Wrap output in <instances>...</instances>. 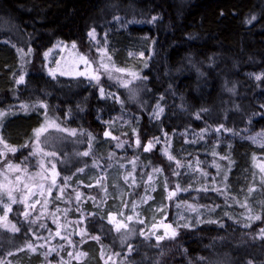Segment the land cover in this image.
I'll list each match as a JSON object with an SVG mask.
<instances>
[{
    "label": "trees",
    "instance_id": "16d2710c",
    "mask_svg": "<svg viewBox=\"0 0 264 264\" xmlns=\"http://www.w3.org/2000/svg\"><path fill=\"white\" fill-rule=\"evenodd\" d=\"M113 3L118 4L0 0V109L12 114L1 132L8 148L15 149L9 152L0 144V153L8 150L5 157L0 155V168L9 164L34 170L41 159H55L57 184L68 199L77 189L80 199H96L101 196L99 185L71 181L97 153L108 154L126 165L135 162L129 196L137 198L155 170L161 169L176 189L179 175L195 163L209 179L197 202L206 209L226 207L220 216L211 215L196 226L180 225L174 236L163 239L135 232L122 240L121 230L88 209L78 223L95 241L99 258L87 262L264 264V145L244 138L264 128V0H127L131 13ZM116 16L122 26L147 36L138 76L114 70L111 78L95 82L48 74L44 55L50 47L58 41L75 42L90 56L89 31L102 33ZM257 71L262 72L257 80L247 75ZM18 102L28 103L27 109H19ZM158 104L162 114L154 118ZM110 113L128 117L130 128L115 130L101 150L97 146L104 139V125L96 117ZM47 117L77 137L74 148L55 155L39 149L38 128ZM12 123L17 130L8 129ZM254 187L259 218L247 216L245 208L243 221L244 208L235 198L231 205L227 201ZM16 201L5 222L19 231L0 226V264H9L5 258L12 251L24 258L22 247L33 241L31 232H42ZM53 201L77 208L74 200ZM39 258V252L30 256L31 261Z\"/></svg>",
    "mask_w": 264,
    "mask_h": 264
},
{
    "label": "rangeland",
    "instance_id": "374dc122",
    "mask_svg": "<svg viewBox=\"0 0 264 264\" xmlns=\"http://www.w3.org/2000/svg\"><path fill=\"white\" fill-rule=\"evenodd\" d=\"M115 1L118 4L113 3L112 7L122 8L126 13L133 12L127 0ZM120 28L124 29L121 36L118 34ZM90 33L94 34L90 35ZM146 38L144 32H135L128 26H122L116 16L102 33L98 34L95 29L89 31L88 40L92 55L88 56L80 51L75 42L58 41L45 52V69L51 76L91 78L95 82L101 78H111L114 70L136 77L144 64ZM261 74V71L247 73L254 80H257ZM136 79L133 78L131 82ZM16 105L21 109V105L28 103L18 102ZM0 111L5 113L0 117V136H2L1 128L10 120L12 114L6 109ZM161 114L162 106L158 104L152 116L158 118ZM96 120L104 125V139L97 146L101 150L106 148L108 139L115 137V130L130 128L129 118L118 113L99 115ZM8 126L11 131L17 130L15 123ZM18 126L20 128V124ZM38 130L41 133L39 149H42L46 155L70 150L77 144V137L66 132L64 125L51 117H47ZM106 132L110 134L106 136ZM244 138L254 146H263L264 128L260 127L246 133ZM1 151L5 157L8 150ZM95 158L93 162L81 168L73 177L75 180L71 182L99 185L101 196L96 199L92 197L80 199V189L68 199L64 194L65 190H60L57 184L58 169L55 159L51 161L41 159L34 170L21 169L13 165L12 168H0V193L11 191L12 198L22 203L23 213L31 215V218L37 220L38 225L42 227V232L32 231L33 241L27 242L22 247L24 258L19 257L20 254H15V251L7 255L5 260H8L9 264H94L90 262L96 257L99 258L97 249H94L95 241L84 235L78 223L81 213L88 209L100 213L115 226L127 225V228H121L119 238L122 240L128 239L135 232L157 238L172 235L173 231L176 234L180 225L196 226L204 218L211 215L216 218L226 210V207L206 209L197 202L201 194L200 190L205 188L209 179L195 163L189 167L190 171L179 175L176 189H172L163 171L157 169L148 177L138 197L130 198L129 186L132 177H136L135 162L130 161L129 165H126L114 160L113 156L108 154L103 156L97 153ZM66 181L69 182V179ZM242 186L243 184L240 188ZM256 188L254 187L252 192L246 188L247 194L244 193L245 191L234 193L227 201L231 205L233 203L231 200L235 198V202L237 201V204L244 208L241 211L243 221H246L251 213L253 218L257 215L260 198ZM53 199H60L63 202L74 200L77 208L69 204L61 207L55 204ZM12 203L7 195L3 196V202L0 203V217L7 215ZM245 208L247 216L244 212ZM84 246H89V249ZM92 249L95 254L91 252ZM37 252L40 253V258L31 261L30 256ZM88 260L90 262H87ZM100 263L116 264L109 259H101Z\"/></svg>",
    "mask_w": 264,
    "mask_h": 264
},
{
    "label": "snow or ice",
    "instance_id": "6c2138e0",
    "mask_svg": "<svg viewBox=\"0 0 264 264\" xmlns=\"http://www.w3.org/2000/svg\"><path fill=\"white\" fill-rule=\"evenodd\" d=\"M92 34H94V33H90V35H92ZM80 75H83V73H79ZM98 78V77H97ZM23 76H21L20 78H19V80L17 81V83H20V82H22L23 81ZM257 79H259V77H257ZM21 107H22V109H27V105H21ZM5 115V113L3 112V111H0V117H3ZM39 131L40 130H38V133H37V139H38V137H39ZM110 133H105V135L107 136V135H109ZM138 143H139V141H138ZM151 143V142H150ZM0 144H3V146L5 147V148H7L9 151H15V149L14 148H8V146H7V144L6 143H4V141H3V137L2 136H0ZM146 150H148V149H146ZM0 155H3V153H0ZM49 155H55L54 153H51V154H49ZM83 155H88V153L87 152H85V153H83ZM9 168H12L13 166L12 165H9L8 166ZM54 167V166H53ZM19 179V178H18ZM4 195H7L8 196V198H9V200H11L13 203H16L17 201L16 200H14L13 198H12V194H11V191H7V192H3V193H0V203H2L3 202V196ZM28 215V213H25V216H27ZM256 218H259V217H256ZM6 219H7V215L5 214V216L4 217H0V226H3V227H6V228H10V230L11 231H13V232H15V231H19V229L14 225V224H9V223H6L5 221H6ZM129 219H131V217H129ZM127 228L128 226L127 225H117L116 226V230L117 231H120L121 230V228ZM57 235H59V232H57ZM172 235L174 236L175 235V232L173 231V233H172ZM158 239H163V237H159ZM28 247H32L31 245H28ZM34 250V249H33ZM54 250V249H53ZM130 251H131V248L129 249Z\"/></svg>",
    "mask_w": 264,
    "mask_h": 264
}]
</instances>
